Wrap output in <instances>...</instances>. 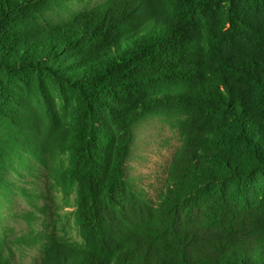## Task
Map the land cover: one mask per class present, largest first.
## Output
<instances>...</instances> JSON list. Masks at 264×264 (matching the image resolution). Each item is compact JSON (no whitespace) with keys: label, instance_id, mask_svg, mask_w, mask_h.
Instances as JSON below:
<instances>
[{"label":"trees","instance_id":"16d2710c","mask_svg":"<svg viewBox=\"0 0 264 264\" xmlns=\"http://www.w3.org/2000/svg\"><path fill=\"white\" fill-rule=\"evenodd\" d=\"M82 1L0 0V205L46 217L35 264H264V0ZM150 117L180 142L155 201L125 170Z\"/></svg>","mask_w":264,"mask_h":264},{"label":"rangeland","instance_id":"374dc122","mask_svg":"<svg viewBox=\"0 0 264 264\" xmlns=\"http://www.w3.org/2000/svg\"><path fill=\"white\" fill-rule=\"evenodd\" d=\"M101 1L105 0H83L80 5L91 7ZM80 5H74L73 8ZM179 144L176 132L161 117H150L140 122L133 131L125 165L126 174L134 178L154 201L163 188L167 167ZM23 185L30 192L31 182L27 180ZM43 190L44 184L41 182L35 192ZM74 212L75 196L72 194L69 203H64L60 211V223H63L64 228L56 231L59 223L54 220L50 222V228H53V224L54 231L79 240ZM30 213V207L21 197L15 198L13 203L0 205V264H35L38 260L35 234L42 229L46 217Z\"/></svg>","mask_w":264,"mask_h":264}]
</instances>
